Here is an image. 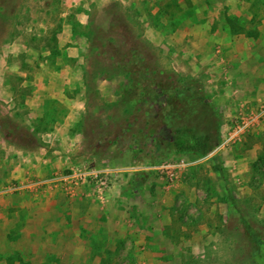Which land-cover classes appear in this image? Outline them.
<instances>
[{"label":"rangeland","instance_id":"374dc122","mask_svg":"<svg viewBox=\"0 0 264 264\" xmlns=\"http://www.w3.org/2000/svg\"><path fill=\"white\" fill-rule=\"evenodd\" d=\"M263 105L264 0H0V264H264Z\"/></svg>","mask_w":264,"mask_h":264},{"label":"built area","instance_id":"2783aa9c","mask_svg":"<svg viewBox=\"0 0 264 264\" xmlns=\"http://www.w3.org/2000/svg\"><path fill=\"white\" fill-rule=\"evenodd\" d=\"M263 116L264 105L250 116L239 115L234 123L230 126L225 138L218 148L220 149L223 146L238 141L241 135L248 128L258 122ZM218 148L215 150H218ZM154 167L156 170H158L161 177H164L167 181H175L178 173L179 163L166 161L165 163L156 165ZM110 172L111 170L109 169H99L96 167L80 168L72 170L67 174L53 175L49 179L38 181V183L40 182L42 184H48V182H60V184L63 185L65 192L69 195L79 192L84 185H90L93 192H95L98 196H103L111 183ZM26 186L30 187V184L18 185L12 188L17 190Z\"/></svg>","mask_w":264,"mask_h":264},{"label":"trees","instance_id":"16d2710c","mask_svg":"<svg viewBox=\"0 0 264 264\" xmlns=\"http://www.w3.org/2000/svg\"><path fill=\"white\" fill-rule=\"evenodd\" d=\"M175 131L177 132V135L174 142L177 145V150L184 151L191 148V141H194V139H196V135L194 134V132L189 129H181L180 127H177Z\"/></svg>","mask_w":264,"mask_h":264},{"label":"crops","instance_id":"0c3cea01","mask_svg":"<svg viewBox=\"0 0 264 264\" xmlns=\"http://www.w3.org/2000/svg\"><path fill=\"white\" fill-rule=\"evenodd\" d=\"M114 189L115 188H112V189H109L108 191V193H109V195L110 194H113L114 193ZM80 191H82V189L80 190ZM80 196H81V194H80ZM79 205H80V209H81V213L83 214V218H87V217H89V216H87L88 214H87V212H88V209H87V206H86V203L84 202V200H80V202H78V207H79ZM85 206V207H84ZM84 207V208H83Z\"/></svg>","mask_w":264,"mask_h":264}]
</instances>
